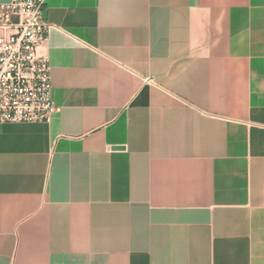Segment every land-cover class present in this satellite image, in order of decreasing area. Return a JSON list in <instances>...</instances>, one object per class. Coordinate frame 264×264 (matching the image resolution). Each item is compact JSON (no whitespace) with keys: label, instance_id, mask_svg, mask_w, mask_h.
<instances>
[{"label":"crops","instance_id":"crops-1","mask_svg":"<svg viewBox=\"0 0 264 264\" xmlns=\"http://www.w3.org/2000/svg\"><path fill=\"white\" fill-rule=\"evenodd\" d=\"M42 19L60 111L0 123V264H264V0Z\"/></svg>","mask_w":264,"mask_h":264},{"label":"built area","instance_id":"built-area-1","mask_svg":"<svg viewBox=\"0 0 264 264\" xmlns=\"http://www.w3.org/2000/svg\"><path fill=\"white\" fill-rule=\"evenodd\" d=\"M45 0L0 6V123H48L60 111L52 100Z\"/></svg>","mask_w":264,"mask_h":264}]
</instances>
